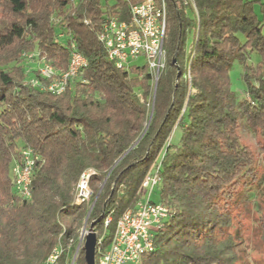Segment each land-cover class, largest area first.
<instances>
[{"label": "trees", "instance_id": "trees-1", "mask_svg": "<svg viewBox=\"0 0 264 264\" xmlns=\"http://www.w3.org/2000/svg\"><path fill=\"white\" fill-rule=\"evenodd\" d=\"M139 1L0 3V23L5 10L17 16L0 29V46L16 43L0 61V264H40L59 244L65 249L57 264H69L87 216L104 233L100 246H108L175 125L182 134L162 154L158 186V201L171 214L140 264H243L238 217L262 181L241 120L264 152V2L258 14V0H166V61L151 116L155 86L147 65L118 68L99 39L109 18L128 19ZM193 4L198 14L186 12ZM73 47L88 65L62 93L31 84L40 74L24 52H40L65 69ZM253 52L262 59L248 64ZM235 61L244 65L242 100L230 76ZM23 148L37 156L30 198L19 195L8 174ZM90 169L91 211L75 202L79 178ZM75 264H87L81 248Z\"/></svg>", "mask_w": 264, "mask_h": 264}, {"label": "built area", "instance_id": "built-area-1", "mask_svg": "<svg viewBox=\"0 0 264 264\" xmlns=\"http://www.w3.org/2000/svg\"><path fill=\"white\" fill-rule=\"evenodd\" d=\"M166 28V0H140L130 6L128 19H121L119 16L109 18L99 33V39L118 68H128L140 57L144 58L155 86L165 67ZM24 57L40 60L37 68L40 77L31 78V84L55 94L62 93L69 81L88 65V59L75 47L65 69L56 68L46 56L37 51L27 52ZM36 160L37 156L32 148H23L21 157L13 165L14 185L19 195L24 198L32 196L31 182ZM92 173L93 170L90 169L81 174L76 186L75 202L81 203L90 199ZM161 181L159 167L145 176L139 190L138 202L118 218L114 237L104 250L100 249L97 264H139L146 253L154 250L155 234L171 214L168 205L152 200V194ZM108 222L109 219L106 223ZM64 249L61 244L55 246L40 264H57Z\"/></svg>", "mask_w": 264, "mask_h": 264}, {"label": "rangeland", "instance_id": "rangeland-1", "mask_svg": "<svg viewBox=\"0 0 264 264\" xmlns=\"http://www.w3.org/2000/svg\"><path fill=\"white\" fill-rule=\"evenodd\" d=\"M2 1L3 0H0V3ZM259 1L264 2V0H258L256 2L255 8H256V11L258 14L261 13ZM178 7L179 8L181 7V3H178ZM192 9L187 8L186 12L192 11V12L196 13V11H197L196 14H198V10L194 6V4L192 6ZM4 15L5 16L2 19L3 21H2V23H0V29L2 27H5L7 25V23H10L11 21L17 20V16H15L10 10H5ZM263 23H264V20H263ZM191 42H193V33H192V35H190L188 43L190 44ZM15 46H16V43H13L12 45H9V46H0V61L1 62L6 61V58L10 54V51H12L13 49H16ZM27 52H30V51L24 52L23 56ZM47 59H49V58H47ZM51 59L53 60V58H51ZM51 59H49V61L54 66ZM261 59H262V56L260 53L253 52L251 54L250 58H248L247 63L248 64H251V63L256 64ZM26 63L29 64L28 65L29 68H34V67L39 68V66H40L39 58H36L35 60H30L27 58ZM136 63L140 66L144 65L145 64L144 58L140 57L139 59H137ZM243 72H244V65L239 61H235L232 69L230 70V76H231V81H232V87L236 92V96H237L238 100L248 98V95L246 92V84H245V81L243 80ZM187 77L190 78L189 72L187 74ZM153 106H154V102H152V108H153ZM181 134H182V129L179 126L175 125L171 134L169 135L164 147H163L164 149L157 156L156 160L152 164L149 171L154 170V168H156V167H159V168L162 167L161 157H162L164 150H166L169 147V144L178 143L180 140ZM241 134H242L243 141L256 152V155H257L256 166L258 168L257 170H258V173H259V176L261 178L262 183H264V152H262L260 150V147H259V136L256 134L255 130H253L246 123L245 119L241 120ZM21 147H22V145L19 146V148H21ZM8 174H9V177L11 179L14 177L13 168L9 169ZM0 181H2L1 175H0ZM105 181L103 182L102 186L104 185ZM262 183H260V186H258V189H256V192H255L256 197H255L254 203L253 204L251 203L249 205L248 209L244 208V210H242V211L245 214L240 215L238 217V220L240 222V230H239L240 235H239V237L242 239V243H241L240 247L242 248L244 255H245L244 260H243V264H264V242L262 241L261 236H260L261 233L259 230L258 213H257L258 203L263 202V196H262V186L263 185H262ZM90 188H91V192L93 193L91 185H90ZM92 193H91V196H92ZM91 196H90L89 200L85 201L87 204L90 205V211L94 205V202L91 201ZM153 198L156 201H158V199H159V187L155 188V190L153 192ZM91 224H92V222L88 221V216H87L83 222L82 227L79 229L78 243H77V246H76L74 253L71 255L72 258H71V262H69V264H72V260L74 259V257H75V260L77 259L80 248L83 249V245L85 242V234L87 233V231H89ZM94 230L97 232V237H98L97 250H96V264H97V261L99 259V255H100V249L104 250L107 246H105L103 244L101 245V246H103V248H101V246H100V244L102 243L101 236L104 234L103 231H101L99 229H97V230L94 229ZM99 242H100V244H99Z\"/></svg>", "mask_w": 264, "mask_h": 264}, {"label": "water", "instance_id": "water-1", "mask_svg": "<svg viewBox=\"0 0 264 264\" xmlns=\"http://www.w3.org/2000/svg\"><path fill=\"white\" fill-rule=\"evenodd\" d=\"M174 62H176V59H174ZM157 84L158 82L155 85L153 102L155 101ZM152 112H153V108H152ZM152 112H151V116H152ZM94 229H95V223L92 222L89 231H87V233L85 234V242L83 245V249L85 251V259L87 264H96V250H97L98 237H97V232ZM74 261H75V257L72 260V263H74Z\"/></svg>", "mask_w": 264, "mask_h": 264}]
</instances>
